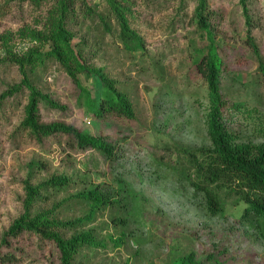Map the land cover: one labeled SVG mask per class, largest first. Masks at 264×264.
I'll list each match as a JSON object with an SVG mask.
<instances>
[{
  "label": "rangeland",
  "instance_id": "374dc122",
  "mask_svg": "<svg viewBox=\"0 0 264 264\" xmlns=\"http://www.w3.org/2000/svg\"><path fill=\"white\" fill-rule=\"evenodd\" d=\"M59 4L0 0V264H64L56 242L41 231L11 233L22 217L35 221L41 214L51 233L69 240L92 231L103 245L82 247L69 264H183L191 253L203 264H264V222L249 211L248 197L201 182L183 163V149L212 148L208 83L195 63L209 46L198 21L200 0H74L64 27L71 44L81 62L102 70L128 97L132 117H96L76 80L97 98L96 76L73 65L74 76L48 55ZM206 4L224 61L223 122L231 144L261 145L264 0ZM112 7L124 13L144 49L125 48ZM34 93L54 103L36 98L39 125L102 137L114 157L82 149L65 133L34 132L26 123ZM28 189L37 191L30 204ZM95 189L104 198L92 219L64 226L91 211L95 202L76 195ZM210 190L219 213L210 209Z\"/></svg>",
  "mask_w": 264,
  "mask_h": 264
},
{
  "label": "trees",
  "instance_id": "16d2710c",
  "mask_svg": "<svg viewBox=\"0 0 264 264\" xmlns=\"http://www.w3.org/2000/svg\"><path fill=\"white\" fill-rule=\"evenodd\" d=\"M247 0H241L245 4ZM74 4V0H60L57 10L54 11L55 17L50 20L53 25V35L48 36V42L52 40L55 42L53 47L50 48L48 55L55 56L69 69L70 73L76 76L73 65L76 66L75 70L81 72H89L96 76L98 80V87L101 88L99 97L93 98L90 90L83 86L78 80L82 90V96L85 97L86 104L89 111L96 117H101L104 113H115L126 117H132V104L128 97L120 93L115 83L103 74L102 70L93 67H88L84 62H81V54L76 52L74 46L70 41V34L64 28L68 22L66 17L70 14V9ZM206 0H200V5L197 11L198 21L201 29L206 32L203 37H207L209 46L207 53L201 60L197 59L195 62L198 66V71L204 76L208 83V97H209V111L207 113V125L209 135L212 140V148L208 151L201 150H188L183 149V154L187 158L183 163L189 170L195 171V176L201 182L209 184H223L230 189H234L237 193L243 194L248 197L250 201L249 211L254 212L255 215L262 218L264 222V143L261 145H242L234 146L231 144V137L226 130L223 122V110L226 102L222 96V74L224 71V61L219 54L216 35L212 30L208 13L206 11ZM115 11L116 18L118 19L121 28V39L126 49L129 51H139L144 49V42L142 38L130 28L128 19L119 10V7H112ZM61 12V17L59 13ZM59 17V18H58ZM52 21V22H51ZM252 42V39H251ZM51 46V45H50ZM253 48L255 46L253 45ZM198 54H204V50H197ZM34 53H32L33 55ZM38 58L42 56L41 53H35ZM261 71L264 75V63L262 62ZM17 90V89H16ZM13 90L9 95L16 92ZM43 98L46 102L53 105V101L48 97L38 96L34 93L32 96L31 105L28 107V115L26 123L36 132L42 135H54L58 133H65L73 136L77 144L82 149H93L103 154L106 158L114 157V147L104 138L82 133L74 127H68L62 124L53 125H39L36 122L35 109L37 108V99ZM185 160V159H184ZM59 184H65V180H60ZM200 186V185H199ZM228 189V188H226ZM207 197L210 204V209L213 212H221L222 207L218 198L210 190L207 191ZM27 204H30L37 195L34 189H28ZM77 198H84L95 202L91 211L84 217L73 222H67L64 226L75 227L78 225L86 224L85 222L92 219L93 214L99 205L103 204V195L100 190L95 189L87 192H80L76 195ZM44 214L38 216L33 221H27V216L19 219L16 224L11 228V233L21 231L22 229H33L38 231L50 239H53L59 250L61 251L64 264H69L73 256L84 246L100 247L103 246L98 241L92 231L77 233L69 240L63 239L57 233L49 231L50 222L45 221ZM54 225L56 223H53ZM264 224V223H263ZM213 256H210L211 259ZM183 264H203L197 260L194 253L182 257Z\"/></svg>",
  "mask_w": 264,
  "mask_h": 264
}]
</instances>
